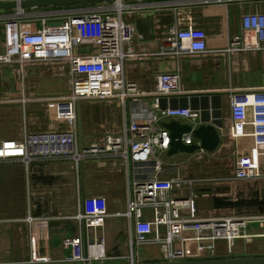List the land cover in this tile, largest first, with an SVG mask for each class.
Wrapping results in <instances>:
<instances>
[{"label":"built area","instance_id":"1","mask_svg":"<svg viewBox=\"0 0 264 264\" xmlns=\"http://www.w3.org/2000/svg\"><path fill=\"white\" fill-rule=\"evenodd\" d=\"M8 1V0H7ZM20 2L21 0H12ZM92 6L67 10L28 12L16 9L12 14H0L4 25V49L0 52L1 66H16L23 82L25 67L39 63L59 65L69 76L71 94L68 108L63 112L68 127L65 130L32 131L24 126L19 139H0V161H20L30 176L37 161L70 159L71 169L78 175L85 161H92L97 169L121 167L127 175L126 207L110 213L103 196L83 198L76 219L82 232L63 239L69 251L66 261L81 264H104L113 257L108 254L104 229L110 217H122L128 222L130 252L126 258L134 264L139 247L160 246L165 261H184L214 255L223 243L229 253L238 240L264 238V215H199L195 186L197 180L175 175L166 177L168 167L163 158L171 147L170 131L161 126L165 116L184 118L194 127L199 125V111L190 107L161 106L181 92L179 70L162 72L157 76L156 88L149 94L150 104L143 103L146 92L127 78L126 62L148 55L180 57L185 54L207 53L208 36L205 29L189 23L172 25L166 33L168 46L157 53H139L134 42L143 39L134 22L124 15L138 16L158 12L173 5L165 0H114L91 3ZM89 4V5H91ZM95 26L97 38L93 53H75V45L82 43L79 29ZM244 31L257 37L236 35L221 51L229 55L264 49V14L243 17ZM259 36L261 38H259ZM96 99L123 103L125 122L117 132H109L101 140L85 143L79 137L78 101ZM26 102V97L20 99ZM230 112L236 123L250 122L252 129L238 135L251 140V163L236 168L234 179L257 180L261 177L264 153V91L232 93ZM129 104V111L126 105ZM192 144L191 137L185 139ZM207 153L200 148L194 152ZM192 153V154H194ZM29 181V180H28ZM80 193V192H79ZM30 201V194H28ZM25 221L31 224L35 218ZM39 260L4 264H35Z\"/></svg>","mask_w":264,"mask_h":264},{"label":"crops","instance_id":"2","mask_svg":"<svg viewBox=\"0 0 264 264\" xmlns=\"http://www.w3.org/2000/svg\"><path fill=\"white\" fill-rule=\"evenodd\" d=\"M165 1L172 2L173 5L158 12L135 17L124 15L125 20L134 22L138 33L143 35V39L134 42L137 52L157 53L162 46H168L166 33L170 26H184L189 23L205 29L209 51L200 55L185 54L178 58L158 55L134 58L126 62V76L135 81L141 91L146 92L142 101L150 104L152 100L148 93L155 90L157 76L162 72L179 70L181 92L170 99H162L161 106L190 107L199 111L198 126L213 125L221 135V142L213 152L207 151L201 156L191 153L184 159L177 157L172 161H165L168 167L165 176L179 175L197 180V207L202 217L231 215L223 213L237 212L240 215H264V153L261 159L262 175L259 179H234L238 166L251 163V140L238 134L250 131L252 125L250 122L236 123L232 118L229 103V95L232 93L264 91V49L232 55L221 52L236 35H247L252 37L251 39L257 37L255 32L244 31L243 17L253 13L264 14V0ZM92 5L48 6L34 10L62 11ZM26 11L32 10L27 8ZM14 12L16 8L0 9V14L3 15ZM77 35L82 36L83 42L75 45V53H93L96 50L95 26L79 29ZM261 41L264 45V39L261 38ZM3 49L4 25L0 22V52ZM66 70L59 65L29 64L25 67L26 76L22 82L16 66L0 67V139H19L25 125L32 131L67 129L68 124L63 112L68 108L67 98L71 90L68 87L69 76ZM49 71H52V74ZM61 81L67 85L66 91L62 90L61 85L58 86ZM22 97H26L25 103L20 100ZM77 105L81 111L78 120L79 137L85 143L99 141L105 134L117 132L124 125L125 111L119 99H82ZM126 108L129 111V104ZM173 120L191 124L184 118L165 116L160 125L165 127V123ZM189 136L192 144L200 142L191 134H184L183 141ZM65 162H68L66 164H69L71 172L75 175V191L72 190V179H68L69 177L64 175L65 172L61 171L65 169L62 166ZM211 164L218 167L223 164L224 168L222 171L218 170L220 173L216 175L210 170ZM71 165L72 161L66 158L37 161L32 165L29 176L20 161H0V264L26 262L30 259L40 261L35 264H75L66 261L69 254H66L67 250L63 248L62 242L64 238L75 237L82 232L75 217L79 205L83 204V198L105 197L111 214L125 209L126 197L121 205L118 200H113L115 189L112 184L119 180L118 175L126 174L121 167L97 169L92 161H85L78 175L72 171ZM94 174L101 175L103 179L100 182L103 187H87L88 180H91ZM255 183L257 185L253 187ZM66 185L69 187L66 188ZM203 199L210 204H202ZM29 208L35 218L31 224L25 221L30 213ZM71 211L75 213H69ZM68 222L71 223L70 226ZM120 222L122 224L116 229L115 226ZM68 227L75 229L69 232ZM113 231H120L124 235L122 249L116 242L111 243ZM108 232L111 233L108 235ZM104 235L108 254L117 257L104 264H128L130 261L126 256L129 254L127 247L130 233L126 219L114 216L108 218ZM247 243L244 246V254L236 255L234 250L229 253L225 244L219 243L214 255L191 257L188 260L264 256V249H251ZM151 247L155 246L144 248ZM220 248L225 252L220 253ZM137 251V263L165 261L161 248V257L142 256ZM227 255L229 257H225Z\"/></svg>","mask_w":264,"mask_h":264},{"label":"water","instance_id":"3","mask_svg":"<svg viewBox=\"0 0 264 264\" xmlns=\"http://www.w3.org/2000/svg\"><path fill=\"white\" fill-rule=\"evenodd\" d=\"M114 0H21L17 1H0V9H27L39 7L66 6L75 4H91L98 2H107ZM127 1V0H126ZM80 102V101H79ZM79 109V115L81 116ZM165 127L170 131L171 147L169 155L179 152L194 153L202 148L206 151L213 152L221 142V135L213 125H200L194 127L192 124H182L179 121L165 123ZM184 134H191L199 143L186 144L183 141ZM88 264V263H85ZM131 264V263H128ZM134 264H264L263 257H243V258H220V259H202V260H184V261H162L153 263H134Z\"/></svg>","mask_w":264,"mask_h":264},{"label":"rangeland","instance_id":"4","mask_svg":"<svg viewBox=\"0 0 264 264\" xmlns=\"http://www.w3.org/2000/svg\"><path fill=\"white\" fill-rule=\"evenodd\" d=\"M51 74H52V71H49ZM59 85H61V88H62V90H65L66 89V87H67V85H65V83L64 82H60L59 84H58V86ZM68 87H70V85H68ZM66 91V90H65ZM191 155V153H185V152H180V153H177V154H175V155H171V156H169V155H167V154H164L163 155V158H164V160L165 161H167V160H169V161H172V159L174 158V159H176L177 157H180L181 159H184L185 158V156H190ZM66 163H68V162H65L64 164H62V166H63V168H65V169H63V170H61V171H64L65 172V174L64 175H66L67 176V178L68 179H72V184H73V186L72 185H70V186H72V190H74L75 191V175L71 172V170H70V168H69V164H66ZM61 166V167H62ZM211 166H212V168L210 167V170H213L214 172H215V174L216 175H218V173H220L218 170H221L222 171V169L224 168L223 167V164H222V166L221 167H218V166H215V165H213V164H211ZM226 168H228V169H230V167H227L226 166ZM89 175L90 174H88V177H89ZM123 176V177H122ZM103 178L101 177V175H99V174H94V177H92V179L91 180H88V183H87V187L89 188V186H93V187H97V188H100V186H102L103 187V185H102V183L100 182V180H102ZM118 181H116V184H112V186L114 187V197H113V200H118L119 201V204L121 205V204H124V202H125V197H126V188H127V176H126V174L124 175V174H121V175H118ZM121 179V180H120ZM89 182H91L90 183V185H89ZM257 185V183H255L254 185H253V187L254 186H256ZM262 185H264V182H262ZM67 187H69V186H67L66 185V188ZM92 187V188H93ZM112 187V188H113ZM125 187V188H124ZM201 203L202 204H204V205H208V204H210V202L209 201H207V200H205V199H203L202 201H201ZM239 203L240 202H238V205L237 206H239ZM234 209V208H233ZM233 209H224V210H226V211H231V210H233ZM241 209V208H240ZM74 211H71V212H69V213H73ZM75 213V212H74ZM73 213V214H74ZM223 214H231V215H233V213H223ZM219 216H220V214H218ZM235 215H240L238 212H237V214H235ZM69 224V225H68ZM68 226H70L71 225V223H69L68 222ZM122 223L120 222V223H118L116 226H115V228L117 229V227H119V225H121ZM75 228H71V227H68L67 228V231L69 230V232H70V230H74ZM114 233L112 234V236L110 237V240H111V243H113V242H116V245H118L119 246V248L120 249H122V244H123V241H124V235L122 234V232H118L117 233V231H113ZM111 232H108V235L110 234ZM109 239V238H108ZM247 242H249V241H243V240H238L237 241V243H236V245L233 247V250H234V253L236 254V255H239V254H244V246L246 245V243ZM249 244V245H248ZM247 245L252 249H255V248H258V249H264V238H262V239H254V240H252L251 242H249V243H247ZM247 246V247H248ZM128 249H129V251L128 252H130V248H129V246L127 247ZM159 246H155V247H151L150 249H148V248H144V247H142L141 249H138V253L140 254V255H142V256H149V257H152V256H155V257H157V256H159V257H161V255L159 254ZM225 252V250L224 249H221L220 248V253H224ZM66 254L68 255L69 254V251L67 250L66 251ZM225 257H229V255H227V256H225ZM109 262V261H108ZM75 264H77V263H75ZM79 264H81V263H79ZM95 264H98V263H95Z\"/></svg>","mask_w":264,"mask_h":264},{"label":"trees","instance_id":"5","mask_svg":"<svg viewBox=\"0 0 264 264\" xmlns=\"http://www.w3.org/2000/svg\"><path fill=\"white\" fill-rule=\"evenodd\" d=\"M211 259H220V258H211Z\"/></svg>","mask_w":264,"mask_h":264}]
</instances>
